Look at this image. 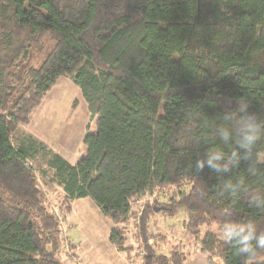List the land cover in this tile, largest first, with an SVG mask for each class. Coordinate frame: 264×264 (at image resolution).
Returning a JSON list of instances; mask_svg holds the SVG:
<instances>
[{"label": "trees", "instance_id": "1", "mask_svg": "<svg viewBox=\"0 0 264 264\" xmlns=\"http://www.w3.org/2000/svg\"><path fill=\"white\" fill-rule=\"evenodd\" d=\"M44 36L55 47L25 83L13 70ZM61 78L80 89L96 121L74 165L31 136L13 144ZM241 102L264 119V0H0V264H62L59 222L28 166L42 149L65 202L90 199L120 252L131 200L172 188L166 208L140 218L145 243L150 215L183 211L189 236L207 227L208 264H264V249L248 259L221 239L225 223L264 231V206L252 202L264 200V159H244L234 140L218 136L230 123L224 113ZM213 151L238 165L197 170ZM253 153L264 157V138ZM147 251L143 264H186L177 250Z\"/></svg>", "mask_w": 264, "mask_h": 264}, {"label": "rangeland", "instance_id": "2", "mask_svg": "<svg viewBox=\"0 0 264 264\" xmlns=\"http://www.w3.org/2000/svg\"><path fill=\"white\" fill-rule=\"evenodd\" d=\"M54 47L55 42L44 36L38 46L29 47L27 58L19 59L13 72L28 83L27 72L40 68ZM162 115L161 110L159 116ZM95 123L80 89L71 80L61 78L34 111L30 123L18 128L13 144L18 146L22 138L31 136L47 151L76 164L87 155L83 140L87 133H95ZM47 161L46 152L42 149L28 162V166L36 176L45 206L59 222L57 255L62 264H143L147 248L151 247L166 256L177 250L185 257L186 264H208L200 243L207 227L204 226L196 238L189 236L186 232L188 215L183 211L174 218L161 212L152 214L151 220L150 215L146 243L138 233L140 218L146 210L157 205L163 209L170 204L175 193L172 188L165 193L153 188L131 200L129 220L124 225L127 243L120 252L108 241L113 225L90 199L72 204L65 202L62 189L51 181L52 171ZM214 264L222 263L214 259Z\"/></svg>", "mask_w": 264, "mask_h": 264}, {"label": "clouds", "instance_id": "3", "mask_svg": "<svg viewBox=\"0 0 264 264\" xmlns=\"http://www.w3.org/2000/svg\"><path fill=\"white\" fill-rule=\"evenodd\" d=\"M224 119L230 123L222 127L218 133L219 138L227 143L234 140L241 149L244 150V159H252L256 155L257 160L264 157L253 153V148L264 138V119H261L258 113L248 111L246 104L241 102L240 107L233 112L224 113ZM239 157L225 161L224 153L221 151H213L208 154L207 161L201 159L197 161V170L202 171L205 164L215 172H228L231 167L238 165ZM226 189H230L233 193L236 188L228 183ZM255 206H264V200L253 198ZM221 239L226 242H234L238 246V251L246 258L250 259L256 255L257 249H264V231L257 234L254 225L237 226L225 223L222 227Z\"/></svg>", "mask_w": 264, "mask_h": 264}, {"label": "crops", "instance_id": "4", "mask_svg": "<svg viewBox=\"0 0 264 264\" xmlns=\"http://www.w3.org/2000/svg\"><path fill=\"white\" fill-rule=\"evenodd\" d=\"M69 162V161H68ZM70 163V162H69ZM70 164H72V163H70ZM72 165H74V164H72ZM83 200H87V199H83ZM80 201V200H79ZM262 261V260H261ZM264 263V262H263Z\"/></svg>", "mask_w": 264, "mask_h": 264}]
</instances>
